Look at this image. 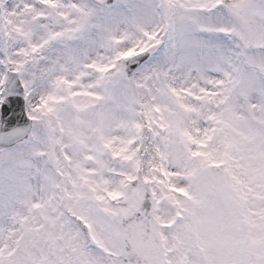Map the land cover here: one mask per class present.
Segmentation results:
<instances>
[{"label":"snow or ice","instance_id":"6c2138e0","mask_svg":"<svg viewBox=\"0 0 264 264\" xmlns=\"http://www.w3.org/2000/svg\"><path fill=\"white\" fill-rule=\"evenodd\" d=\"M0 264H264V0H0Z\"/></svg>","mask_w":264,"mask_h":264}]
</instances>
